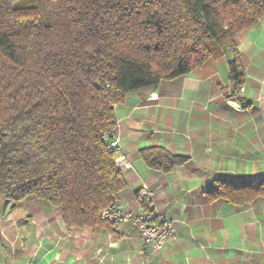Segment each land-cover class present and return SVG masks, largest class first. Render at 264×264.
<instances>
[{"label": "trees", "instance_id": "16d2710c", "mask_svg": "<svg viewBox=\"0 0 264 264\" xmlns=\"http://www.w3.org/2000/svg\"><path fill=\"white\" fill-rule=\"evenodd\" d=\"M19 1L0 0V196L49 201L78 228L111 226L100 213L128 186L122 152L103 138L115 106L228 49L242 87L236 37L264 17V0H44L47 18ZM140 156L164 174L187 160L161 146ZM263 194L217 181L209 196L245 204Z\"/></svg>", "mask_w": 264, "mask_h": 264}, {"label": "crops", "instance_id": "0c3cea01", "mask_svg": "<svg viewBox=\"0 0 264 264\" xmlns=\"http://www.w3.org/2000/svg\"><path fill=\"white\" fill-rule=\"evenodd\" d=\"M236 40L242 87L230 78L228 49L115 106L128 183L120 203L136 209L143 185L152 189L155 223H176L163 250H149L130 225L128 237L111 226L68 227L49 201L0 196V264H264V194L245 204L209 196L217 181L264 186V17ZM154 146L187 160L154 171L140 156Z\"/></svg>", "mask_w": 264, "mask_h": 264}, {"label": "built area", "instance_id": "2783aa9c", "mask_svg": "<svg viewBox=\"0 0 264 264\" xmlns=\"http://www.w3.org/2000/svg\"><path fill=\"white\" fill-rule=\"evenodd\" d=\"M233 59H231L232 61ZM232 94V92H230ZM119 124L110 135L103 134V138H112L111 147L114 150L121 151L120 137L116 135ZM154 201V192L148 185H143L138 198V207L131 209L126 205L119 204L115 207L109 206L103 209L100 217L108 222L114 231L124 237H128L124 227L130 225L139 234L142 243L152 252L163 250L168 242L175 237L176 223L174 220L167 219L162 224H156V214L154 211L148 212L144 209L145 203Z\"/></svg>", "mask_w": 264, "mask_h": 264}, {"label": "rangeland", "instance_id": "374dc122", "mask_svg": "<svg viewBox=\"0 0 264 264\" xmlns=\"http://www.w3.org/2000/svg\"><path fill=\"white\" fill-rule=\"evenodd\" d=\"M36 5L39 7L40 11L42 12V15L47 18V9L46 4L44 0H21L19 1L16 6L17 7H27L31 5Z\"/></svg>", "mask_w": 264, "mask_h": 264}]
</instances>
